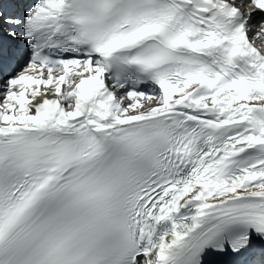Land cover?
Instances as JSON below:
<instances>
[{"label": "snow or ice", "instance_id": "1", "mask_svg": "<svg viewBox=\"0 0 264 264\" xmlns=\"http://www.w3.org/2000/svg\"><path fill=\"white\" fill-rule=\"evenodd\" d=\"M0 264H264V0H0Z\"/></svg>", "mask_w": 264, "mask_h": 264}]
</instances>
